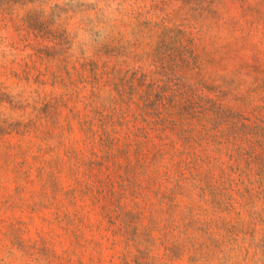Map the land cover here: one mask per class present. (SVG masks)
Returning <instances> with one entry per match:
<instances>
[{
  "label": "rangeland",
  "instance_id": "rangeland-1",
  "mask_svg": "<svg viewBox=\"0 0 264 264\" xmlns=\"http://www.w3.org/2000/svg\"><path fill=\"white\" fill-rule=\"evenodd\" d=\"M0 264H264V0H0Z\"/></svg>",
  "mask_w": 264,
  "mask_h": 264
}]
</instances>
